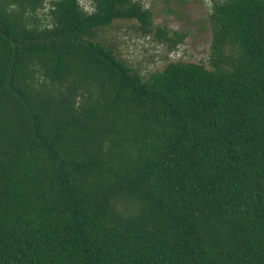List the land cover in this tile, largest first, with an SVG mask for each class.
Wrapping results in <instances>:
<instances>
[{
  "label": "trees",
  "instance_id": "trees-1",
  "mask_svg": "<svg viewBox=\"0 0 264 264\" xmlns=\"http://www.w3.org/2000/svg\"><path fill=\"white\" fill-rule=\"evenodd\" d=\"M211 1L143 74L105 35L175 51L152 6L0 0V264H264V0Z\"/></svg>",
  "mask_w": 264,
  "mask_h": 264
},
{
  "label": "rangeland",
  "instance_id": "rangeland-1",
  "mask_svg": "<svg viewBox=\"0 0 264 264\" xmlns=\"http://www.w3.org/2000/svg\"><path fill=\"white\" fill-rule=\"evenodd\" d=\"M87 0H80L84 5ZM155 14L156 26H166L169 30L187 34L185 41L172 56L165 46L151 37H143L133 28L135 23L117 22L105 35L115 45L119 54L139 69L143 74L161 70L167 61L183 60L199 63L205 61L211 40L207 16L212 1L206 0H147ZM48 4L41 11L44 16ZM168 54V56H167ZM166 58V59H165Z\"/></svg>",
  "mask_w": 264,
  "mask_h": 264
},
{
  "label": "built area",
  "instance_id": "built-area-1",
  "mask_svg": "<svg viewBox=\"0 0 264 264\" xmlns=\"http://www.w3.org/2000/svg\"><path fill=\"white\" fill-rule=\"evenodd\" d=\"M53 0H47V2H51ZM139 2H141L145 8H148L150 6L149 2H147V0H137ZM206 1H209V0H206ZM48 4V3H47ZM79 4H80V0H79ZM80 6L83 7L84 10L90 12L91 11V7H90V0H87V2L84 3V5H81ZM48 7H49V4H48ZM179 51L178 50H175V51H172L171 55L174 56V55H177L179 57Z\"/></svg>",
  "mask_w": 264,
  "mask_h": 264
}]
</instances>
